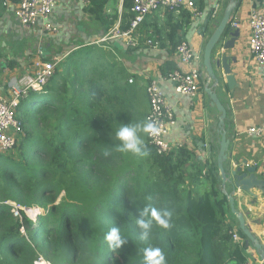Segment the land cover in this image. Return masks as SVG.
I'll return each mask as SVG.
<instances>
[{"label": "trees", "instance_id": "1", "mask_svg": "<svg viewBox=\"0 0 264 264\" xmlns=\"http://www.w3.org/2000/svg\"><path fill=\"white\" fill-rule=\"evenodd\" d=\"M131 2L121 0L119 17V0H89L86 11L105 31L117 19L126 29ZM166 12L165 34L174 49L191 14L181 10L174 18L173 11ZM162 30L148 33L149 39L161 41ZM91 73L98 71L78 69L69 88L63 84L57 91L52 75L19 102L22 134L0 155V202L37 206L43 214L34 222L24 214L17 219L0 204V264H34L39 256L49 264H143L148 244L163 250L167 264H245L246 237L220 192L216 158L206 161L203 173L187 149L157 155L142 132L149 156L118 151L116 128L145 122V100L127 83L104 84L112 71ZM202 177L208 189L198 195L194 187ZM89 198L96 201L86 207ZM147 205L168 207L172 226L163 229L154 221L144 242L136 220ZM113 226L126 238L121 248L105 241ZM232 232L241 243L232 240Z\"/></svg>", "mask_w": 264, "mask_h": 264}, {"label": "crops", "instance_id": "2", "mask_svg": "<svg viewBox=\"0 0 264 264\" xmlns=\"http://www.w3.org/2000/svg\"><path fill=\"white\" fill-rule=\"evenodd\" d=\"M18 1L0 0V93L6 96L14 93L26 61L32 63L31 60L39 48L43 50L45 60H59L53 74L52 85L55 91L63 84L68 89L78 69L98 71L96 75L90 74L93 77L101 73L107 75L112 71L113 77L107 76L102 82L109 85L111 80H115L119 84L134 86L143 95L146 116L149 111L146 86L151 79H159L165 100L172 107L175 116V125L168 128L166 135L170 151L177 148L187 149L191 153V161L199 164L197 169L205 172L206 161L217 156L219 137L212 129L217 124L220 113L211 105L205 92V88H211L213 84L205 73L202 55L204 45L215 25L221 20L229 0H194L200 15H191L188 27L183 29V40L189 42L201 57L198 63L201 71L199 92L192 98L177 94L173 83L163 79L169 71L180 66L175 48L172 49V43L165 34L168 30L166 10L155 11L145 18V24L134 32L138 46L131 48L119 39L98 42L112 26L118 24L120 27L119 19L105 31L102 23L86 11L89 0H55L50 20L56 28L55 32H44L40 24L30 29L23 28L14 16ZM120 2L121 0L116 5L118 17L121 13ZM215 4H218V9L216 16L212 17ZM251 8L264 9V3L261 0H238L228 26L229 29L239 31L234 47L225 52L227 56L236 58V63L230 65L235 74V84L229 88L222 80V86L213 87L212 90L226 108L224 129L229 140V150L224 164L225 170L246 162L247 166L256 168L255 174L262 177L264 66L254 62L248 49V16ZM173 13L174 18H177L178 13ZM233 23L237 24L236 28L231 27ZM160 29H163L160 32L161 41L149 39L148 33ZM148 40L152 44H147ZM215 70L219 72L218 69ZM129 79L132 83L128 82ZM250 128H261L262 132L256 135L248 131ZM202 178L194 187L198 195L208 189V183ZM226 191L233 193L236 209L264 247V194L258 188L249 191L241 188L233 190L229 184ZM245 254L247 264H263L254 248L250 252H246L245 248Z\"/></svg>", "mask_w": 264, "mask_h": 264}, {"label": "built area", "instance_id": "3", "mask_svg": "<svg viewBox=\"0 0 264 264\" xmlns=\"http://www.w3.org/2000/svg\"><path fill=\"white\" fill-rule=\"evenodd\" d=\"M264 3V0H261ZM5 3V2H4ZM55 0H19L14 16L25 29L33 28L40 24L44 32H55L56 28L50 22ZM171 10L179 13L181 10L188 11L193 16H199L194 0H132L130 13L132 17L129 26L121 29L118 24L112 26L98 42H106L112 39H119L125 46L135 48L138 40L134 37L137 27L147 16L158 10ZM218 4H215L212 17L216 16ZM249 37L248 49L255 63L264 66V9L251 8L248 16ZM232 28L237 24L233 23ZM147 44H152L151 40ZM175 54L178 57L180 66L169 71L164 77L173 83L174 90L179 95L195 97L199 92L201 71L198 63L200 55L195 52L189 42L183 40L175 46ZM59 60H45L41 48L37 49L32 60L31 73L23 76L18 81V86L11 96L0 93V155L11 151L18 143L22 134V122L17 117L16 109L24 93L29 88H43L49 78L53 75L55 66ZM186 68V69H185ZM132 83V80H128ZM149 111L146 121H151L158 126L156 134H146V140L157 155H165L170 151V145L166 139L168 128L175 125V116L172 107L167 104L163 91L159 85V79H151L146 86ZM250 133L259 135L262 129L250 128ZM264 178V167L262 172ZM0 204L8 207L14 218L21 219L24 214L27 219L35 221L40 214L37 207H27L19 202L4 200ZM20 232L24 233L23 227ZM231 238L234 242L241 243L236 232H232ZM34 264H48L42 256H39ZM247 264V263H245Z\"/></svg>", "mask_w": 264, "mask_h": 264}, {"label": "water", "instance_id": "4", "mask_svg": "<svg viewBox=\"0 0 264 264\" xmlns=\"http://www.w3.org/2000/svg\"><path fill=\"white\" fill-rule=\"evenodd\" d=\"M238 0H229L223 10L221 20L215 25L214 30L208 37L203 48V66L205 73L212 81L213 87L222 86L224 80L229 88L235 84V74L231 71V63H236L235 57H229L225 54L227 50L234 47V43L239 36L237 29H229L231 13L236 8ZM215 56V57H213ZM215 69H218L217 72ZM213 87H206L205 92L210 98V103L215 106L220 113L217 124L213 127L219 139L217 141L218 150L216 156V164L218 167L219 176L221 179L220 188L223 195L226 196L230 212L236 218L238 228L246 237V252H250L252 248L258 253V257L264 264V247L259 240L252 234L249 226L245 223L243 215L236 209L233 193L227 192V184L234 190L241 188L244 191H249L252 188H258L264 194V178L256 173L254 166L243 164L231 166L228 171L225 170L224 164L228 157L229 140L226 138L224 123L226 118V108L221 104L217 94L212 90ZM243 167H245L243 169ZM251 244V246H249Z\"/></svg>", "mask_w": 264, "mask_h": 264}, {"label": "clouds", "instance_id": "5", "mask_svg": "<svg viewBox=\"0 0 264 264\" xmlns=\"http://www.w3.org/2000/svg\"><path fill=\"white\" fill-rule=\"evenodd\" d=\"M158 126L151 121L139 122L137 124H122L116 128L115 138L119 141L117 150L122 153H131L137 157H147L150 155L144 138L139 134H156ZM107 154V153H106ZM141 215L136 220V225L141 229L139 239L148 242L151 237L152 225L155 221L163 229L172 226V211L168 208H157L147 205L141 210ZM105 241L109 248H121L126 243V238L121 235L118 227H111L105 233ZM143 264H167L163 250L148 244L143 249Z\"/></svg>", "mask_w": 264, "mask_h": 264}, {"label": "rangeland", "instance_id": "6", "mask_svg": "<svg viewBox=\"0 0 264 264\" xmlns=\"http://www.w3.org/2000/svg\"><path fill=\"white\" fill-rule=\"evenodd\" d=\"M32 61V60H31ZM31 66H32V63L31 62H28V61H26V64H25V66H24V68H23V72H22V76L20 77V78H22L23 76H25V75H27V74H30L31 73ZM19 78V79H20ZM96 200L94 199V198H89V199H87L86 200V202H87V206L86 207H91L92 206V204L95 202ZM33 207H37V206H33ZM37 208H39V207H37ZM40 209V214H43V210L41 209V208H39ZM36 220H37V218H36ZM35 220V221H36ZM34 222V221H33ZM49 264V263H48Z\"/></svg>", "mask_w": 264, "mask_h": 264}]
</instances>
